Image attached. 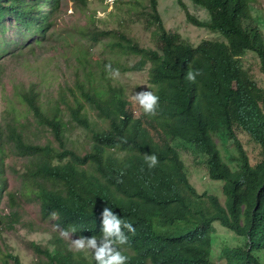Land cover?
I'll use <instances>...</instances> for the list:
<instances>
[{
    "label": "trees",
    "instance_id": "16d2710c",
    "mask_svg": "<svg viewBox=\"0 0 264 264\" xmlns=\"http://www.w3.org/2000/svg\"><path fill=\"white\" fill-rule=\"evenodd\" d=\"M63 1L0 0V25L9 18L19 28L46 34ZM80 1L87 7L89 0ZM192 1L205 7L212 21H201L178 0L188 22L219 32L224 40L208 39L194 46L166 28L158 0H150L160 40L157 49L142 46L126 29L103 30L98 37L106 38L105 48L114 55L102 58L87 46L75 51L76 80L61 87L55 100L43 102L38 85L19 86L25 111L12 104L0 117V206L4 196L16 206L7 191L9 151L28 159L22 194L36 197L45 221H51L55 211V225L75 226V237H99L100 214L107 206L132 223L135 234L125 230L129 243L121 246L128 264H218L212 259L216 222L247 239L246 246L223 249L228 264H264V88L241 59L248 52L257 53L264 71V32L247 25L255 20L257 0ZM140 2L113 0L116 9L109 15L138 11ZM122 56L139 59L123 61ZM107 64L122 73L144 71L150 65V90L159 96L155 116L142 110L136 117L126 89L111 78ZM189 69L202 73L195 82L185 79ZM29 115L54 140L33 141ZM75 125L88 131L81 147L70 138ZM238 129L261 146L263 160L258 164L252 162ZM219 134L235 140L241 169L223 158ZM179 145L208 157L211 177L224 183L226 204L218 195L199 193ZM145 153L158 157L156 167L148 168ZM18 217L13 211L12 218ZM182 224L186 226L179 227ZM54 236L56 252L31 244L36 264H95L83 252L69 249L59 232ZM11 258L22 264L20 257Z\"/></svg>",
    "mask_w": 264,
    "mask_h": 264
},
{
    "label": "rangeland",
    "instance_id": "374dc122",
    "mask_svg": "<svg viewBox=\"0 0 264 264\" xmlns=\"http://www.w3.org/2000/svg\"><path fill=\"white\" fill-rule=\"evenodd\" d=\"M139 9L135 12L123 10L114 17L109 13L116 9L113 0H89L86 6L80 0H64L52 16L54 22L46 34L36 33L26 28H19L9 18L0 25V117L14 104L18 111H25L26 104L21 99L19 86L29 87L38 85L43 102L55 100L59 89L72 85L76 80L74 69V53L85 46L102 58L112 57L114 54L105 48L106 38L98 37V33L109 30L117 33L126 29L144 47H159V37L156 34V24L153 22L150 0H140ZM189 11L204 22H211L209 11L192 0H183ZM114 7V8H113ZM127 8V6H124ZM158 11L166 28L179 33L187 42L198 46L204 40H224V36L208 28H200L190 24L186 13L180 7L178 0H158ZM255 20L248 22L258 26L264 32V0H257L253 5ZM94 15L97 21H93ZM98 20H105V23ZM84 33V34H83ZM89 34V35H88ZM97 38L98 40H95ZM123 61H135L136 56H122ZM242 64L248 70L259 86L264 88V71L260 56L248 52L242 58ZM149 68L144 71L121 73L116 81L126 89L131 101V109L139 117L142 109L132 97L134 93L150 89ZM93 117V116H92ZM31 129L28 134L32 140L45 144L48 139L54 140V135L46 128L34 123L32 115ZM86 128L75 125L71 130L70 138L81 147L87 142ZM237 134L251 156L254 164L263 160V150L248 133L238 129ZM223 158L234 169H241L242 162L235 140L229 134L217 136ZM188 165L191 182L200 194L218 195L226 204L227 197L224 192V183L214 180L210 175L209 159L207 156L197 154L191 147L178 146ZM28 159L19 158L11 152L6 155V177L8 180V193L16 199V206H12L9 196H4L0 206V264L6 261L15 264L11 256H18L22 264H36L37 257L31 248L32 243L57 251V229L55 220L45 221L41 213V205L35 196L22 194L25 186L23 176L27 172ZM18 211L17 220L12 218V212ZM186 224L179 225L185 227ZM215 243L212 249V259L218 264H228L223 255L225 247L246 246L247 239L238 236L234 231L224 227L220 222L215 223ZM72 238H77L73 235ZM69 249L75 253L83 252L89 260L93 255L89 251H76L71 247V241L66 240ZM4 258V259H3Z\"/></svg>",
    "mask_w": 264,
    "mask_h": 264
},
{
    "label": "clouds",
    "instance_id": "9594fccd",
    "mask_svg": "<svg viewBox=\"0 0 264 264\" xmlns=\"http://www.w3.org/2000/svg\"><path fill=\"white\" fill-rule=\"evenodd\" d=\"M105 70L111 78H119L121 73L119 69H114L111 64L105 65ZM202 73L199 70L189 69L185 79L195 82L196 77ZM132 99L138 103L144 114L155 116L159 107V96L149 88L134 93ZM144 160L149 169L157 166L159 159L155 154H144ZM52 220H57L59 214L55 211L50 213ZM101 230L100 236L91 237L79 236L72 238L77 232L75 226L63 228L60 225H54L61 238L71 241V247L76 251H89L93 255L95 264H128L129 257L122 250L123 245L129 243L127 233L135 234V228L128 220L120 217L110 207H104L100 214ZM127 230V233L126 231Z\"/></svg>",
    "mask_w": 264,
    "mask_h": 264
}]
</instances>
